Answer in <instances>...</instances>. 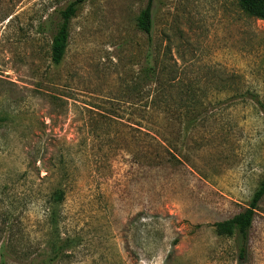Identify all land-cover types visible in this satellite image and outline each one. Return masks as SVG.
Instances as JSON below:
<instances>
[{
    "label": "rangeland",
    "instance_id": "rangeland-1",
    "mask_svg": "<svg viewBox=\"0 0 264 264\" xmlns=\"http://www.w3.org/2000/svg\"><path fill=\"white\" fill-rule=\"evenodd\" d=\"M69 1L0 0V264H264V196L242 257L214 226L264 177V18L153 0L148 63V0H85L54 64Z\"/></svg>",
    "mask_w": 264,
    "mask_h": 264
},
{
    "label": "trees",
    "instance_id": "trees-1",
    "mask_svg": "<svg viewBox=\"0 0 264 264\" xmlns=\"http://www.w3.org/2000/svg\"><path fill=\"white\" fill-rule=\"evenodd\" d=\"M84 1L85 0H71L63 8L59 9L57 12L58 20L56 22V29L54 34L52 35L51 43H50V58L54 64H59L65 54V50L69 38L70 19L74 16L78 7ZM152 2L153 0L147 1L145 7L140 11L136 20L137 28L149 37V48H148L149 53L147 54L148 63L152 61V55H153L150 50V48L152 47V40L150 39V34L152 30ZM238 3L240 8L247 15L256 18H264V0H238ZM148 72L150 76L155 74L154 67L152 65H150V67L148 68ZM169 100L170 99L163 100L161 103L160 101H158L157 105L160 104L162 106L170 107L171 104L170 102H168ZM255 102L264 112V104L259 100H255ZM148 122L152 123L150 119ZM134 124L139 125L138 123H134ZM143 128L147 131L154 133L152 131L153 129H150L151 127H143ZM154 135L155 136H151V135L148 136L155 145H159L158 137L159 138L161 137L158 135V133H154ZM263 196H264V177L260 181L256 190L253 192L248 206L243 211L239 212L238 214L234 215L229 219L216 222L214 224L215 231L218 234L227 235V236H231L233 234L236 235L239 244L240 257L244 255L247 236L249 229L251 228L252 225L255 210L257 209L258 202L262 199ZM62 198H63L62 190L57 189L53 192V200L55 202L61 201ZM1 264H5V262Z\"/></svg>",
    "mask_w": 264,
    "mask_h": 264
}]
</instances>
